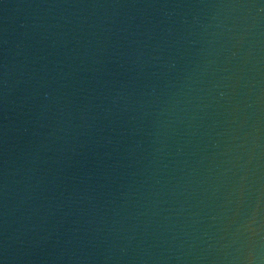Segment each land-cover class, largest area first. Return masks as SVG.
I'll return each instance as SVG.
<instances>
[{
  "label": "water",
  "instance_id": "1",
  "mask_svg": "<svg viewBox=\"0 0 264 264\" xmlns=\"http://www.w3.org/2000/svg\"><path fill=\"white\" fill-rule=\"evenodd\" d=\"M264 217V0H0V260L245 264Z\"/></svg>",
  "mask_w": 264,
  "mask_h": 264
},
{
  "label": "clouds",
  "instance_id": "2",
  "mask_svg": "<svg viewBox=\"0 0 264 264\" xmlns=\"http://www.w3.org/2000/svg\"><path fill=\"white\" fill-rule=\"evenodd\" d=\"M254 215L256 216L258 238L245 256V264H264V217L258 211ZM0 264H4V262L0 260Z\"/></svg>",
  "mask_w": 264,
  "mask_h": 264
}]
</instances>
